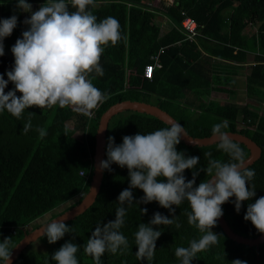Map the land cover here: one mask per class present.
I'll return each instance as SVG.
<instances>
[{
	"label": "trees",
	"instance_id": "16d2710c",
	"mask_svg": "<svg viewBox=\"0 0 264 264\" xmlns=\"http://www.w3.org/2000/svg\"><path fill=\"white\" fill-rule=\"evenodd\" d=\"M8 1L9 5L2 4L0 11L10 9L12 12L2 19L13 15L12 5L16 6L17 1ZM45 2L41 0L37 10ZM75 10L69 4V11ZM89 10L97 16V22L109 16L116 18L122 36L127 37L115 46L105 48L100 59L104 75L92 73L89 77L108 98L92 110L91 115L77 113L72 107L59 106L26 109L20 119L6 110L0 112V242L11 238L12 245L16 246L26 234L45 223L32 229L26 227L38 217L70 201L63 211L49 217L55 218L81 201L90 188L94 172L95 135L99 120L111 105L125 100L157 105L193 137L210 136L215 124L227 120V132L243 134L260 147V156L247 166L255 171L249 185H255L256 196L243 202L239 213L233 203L235 197L222 205L223 216L236 234L247 238L259 236L260 233L250 221L244 220V216L248 204L264 196V113L259 114L260 107L253 108L248 102L226 101L221 104L212 99L204 100L203 96L214 91L227 92L235 97L237 91L230 88L236 84L232 74L247 69L245 96L264 101V0H95V6H89ZM21 13L22 20L18 19L12 35L6 37L10 45L11 40L20 34L24 13L31 14L22 10ZM184 13L199 24L202 36H198L196 41L184 39L185 35L179 29ZM154 16L166 17L173 26L161 33L159 26L151 21ZM162 46L166 48L159 55L161 67L154 70L151 78L144 77V65ZM11 48H4L5 54L0 56V75L5 80L8 79L7 72L14 67ZM248 51L255 52L252 63H246ZM14 87L9 82L5 93ZM16 94L21 95L19 92ZM152 97L154 100L150 101ZM29 119L31 128L25 133L24 125ZM238 123L242 126L238 127ZM167 127L170 125L144 112L125 110L113 115L105 132L103 160L107 159L108 137H114L118 145L126 135L148 134ZM40 128L47 132L43 138L39 135ZM234 142L239 144L247 158L249 148ZM176 148L187 157L200 158L196 171L208 165L209 158L204 156L205 152H210L212 159L230 161L227 154L218 150L217 142L200 146L188 145L181 140ZM111 168V171L102 172L94 202L65 222L74 229V233L65 234L55 244H49L42 234L31 241L12 264H56L51 256L69 241L80 246L76 254L79 264H94L93 258L84 253L83 245L97 224L115 220V211L120 206L117 198L130 182L126 167L112 164ZM194 170H185L187 180L192 179ZM206 178V172L200 171L194 186ZM132 191L134 202L144 195L140 189ZM125 207V223L120 232L127 238L129 247L123 254L106 252L101 257V264H181L175 255L176 248L188 247L193 239L199 240L203 235L188 223L187 213L191 209L184 201L179 207L173 206L176 223L180 227L177 228L175 223L157 226L162 234L156 241L154 258L150 262L140 261L136 257L135 243L138 225L148 224L156 212L169 218L171 214L155 201ZM143 208L148 209L147 214L141 213ZM212 231L221 235L219 244L197 253L192 264H231L235 259L247 264H264V242L258 245L236 242L228 237L218 222ZM37 242L45 249L33 250Z\"/></svg>",
	"mask_w": 264,
	"mask_h": 264
},
{
	"label": "clouds",
	"instance_id": "9594fccd",
	"mask_svg": "<svg viewBox=\"0 0 264 264\" xmlns=\"http://www.w3.org/2000/svg\"><path fill=\"white\" fill-rule=\"evenodd\" d=\"M69 4L75 11H69ZM89 6H95V0H46L38 10L32 11L27 0H17L16 7L31 13L23 23L28 29L23 31L22 38L16 40L11 48L14 56V67L7 72V80L0 75V112L5 110L20 119L26 109L72 107L86 115L101 105L108 97L96 88L90 75L103 76L104 70L100 59L109 45L115 46L126 36L121 34L119 21L107 17L97 22V16ZM18 17L0 19V56L4 52V39L12 35L17 27ZM94 78V77H93ZM14 89L5 93L8 83ZM17 92L21 93L17 96ZM31 115V113H30ZM31 128V120L24 125L26 133ZM228 121L215 124L212 128L213 138L218 150L230 157L229 162L212 159L210 152L207 167L197 168L199 157H187L178 152L176 146L182 137H187L185 128L179 123L158 129L148 134L137 133L124 136L121 144L115 143L114 137H108L106 160H101L98 170L111 171L116 164L128 169L129 187L118 196L119 207L115 211V220L100 223L83 245L84 253L91 256L94 264H101V257L106 253L123 254L129 247L127 238L120 232L124 226L127 209L125 205L133 203L149 204L157 202L171 214L165 216L160 212L153 214L148 224L140 223L135 233L137 246L136 257L140 261H152L156 251V241L162 232L157 226L176 223L175 208L184 201L190 205L187 213L188 223L203 233L199 240L193 239L188 247H178L175 255L181 264H192L197 253L208 250L219 244L221 235L212 231L223 216L222 205L233 201L239 213L243 202L256 196L255 185H249L255 171L247 167L246 154L238 143L226 131ZM40 138L47 135L45 129H38ZM193 169L192 179L187 180L185 170ZM200 171L206 172L207 178L196 185ZM163 177V179H158ZM133 189H140L144 195L134 202ZM147 214L148 209H140ZM61 217L48 223L43 228V236L49 244L63 239L65 234L74 233V229ZM245 221H250L259 233H264V196L249 203ZM11 238L0 242V264H12ZM80 246L65 242L52 256L56 264H79L77 252ZM231 264H247L235 259Z\"/></svg>",
	"mask_w": 264,
	"mask_h": 264
},
{
	"label": "water",
	"instance_id": "95a60500",
	"mask_svg": "<svg viewBox=\"0 0 264 264\" xmlns=\"http://www.w3.org/2000/svg\"><path fill=\"white\" fill-rule=\"evenodd\" d=\"M125 110H134L138 112H144L147 114H151L153 116H156L166 124L170 125L173 123H179L177 120H175L169 113L158 107L157 105H154L152 103L148 102H141V101H121L118 103H115L111 105L101 116L99 120V125L97 128V132L95 135L96 145H95V155H94V172L90 183V188L86 195L81 199V201L73 206L72 208L66 210L59 216L51 219L50 221L42 224L40 227L34 229L30 233L26 234L24 238L16 245V247L12 250V263L17 258L18 254L31 242L36 240L40 235L43 233V228L50 223L53 220L59 219L61 217L66 216L67 220H70L74 218L76 215L82 213L84 210H86L95 200L96 195L99 191L101 179H102V172L98 170V164L101 160L104 159V146H105V132L108 125V121L110 118L122 111ZM180 124V123H179ZM181 125V124H180ZM182 126V125H181ZM186 131V130H185ZM187 137H182L181 140L188 145H210L213 143H216V140L213 138V135L207 136V137H193L189 135V133L186 131ZM230 137L237 142L245 144L249 150L250 154L246 158L247 166L249 164H252L259 156L261 149L260 147L249 137L237 133V132H228ZM65 221V222H66ZM218 223L220 224L223 231L228 235L229 238L235 240L236 242L244 243L247 245H258L262 242H264V233H260L259 236L256 238H247L243 237L239 234H236L228 225L226 222L224 216H222Z\"/></svg>",
	"mask_w": 264,
	"mask_h": 264
},
{
	"label": "rangeland",
	"instance_id": "374dc122",
	"mask_svg": "<svg viewBox=\"0 0 264 264\" xmlns=\"http://www.w3.org/2000/svg\"><path fill=\"white\" fill-rule=\"evenodd\" d=\"M4 0H1L0 1V10H1V8H2V4H8L9 5V3H10V1H8V0H6L5 2H3ZM17 1V0H16ZM16 1H13V2H16ZM43 1V0H42ZM8 2V3H7ZM27 2H30V4L32 5V11L34 12V11H36L37 10V5L38 4H40L41 3V0H32V1H27ZM17 3V2H16ZM15 3V4H16ZM156 4L157 5H159L157 2H156ZM156 5V6H157ZM12 6H14V10H13V15H16L17 17H18V19L19 18H21V20H22V13H21V10L20 9H18L15 5H12ZM9 12L11 13L12 11L10 10V9H7V10H4L3 12H1L0 11V19H2V16L4 17V15H6V14H9ZM30 15L31 14H27V13H24V19H23V21L29 16V18H30ZM20 20V19H19ZM153 23H155L156 25H158L159 26V28H160V32L161 33H164V32H166V31H168V29L171 27V25H169V22H167V20L163 17V18H160L159 16H154L153 18H152V20H151ZM161 21H165L166 23H161ZM162 24H163V26H162ZM21 25H22V29H21V31H20V34H19V36L18 37H16V38H13L11 41V45H10V42H8L7 40H6V38L4 39V41H7L6 43H4V48H10L11 46H13L14 44H15V42H16V40L17 39H19V38H22V33H23V31H25V30H27L28 29V25H25L23 22L21 23ZM161 25V26H160ZM247 70V69H246ZM244 73H247V71H244ZM243 79V82L245 81V79L244 78H242ZM242 81V80H241ZM245 83V82H244ZM243 84V83H242ZM239 90L240 91H242V93H243V96H240V97H238V100H239V102H241L242 101V103L244 102V100H245V97H246V102H248V103H251V107H253V108H259L260 107V110H259V114H261V113H264V110H262L263 108H264V101H258L257 99H255V98H250V97H247V96H245V95H247L246 94V92H245V85H243V86H241L240 88H239ZM154 100V97H152L151 99H150V101H153ZM224 102H226L225 101V99L223 100ZM223 101H221V102H223ZM245 103V102H244ZM257 103V104H256ZM77 113H81V112H79V111H76ZM239 119H240V117H239ZM242 125L240 124V123H238V127H241ZM80 173V172H79ZM70 204V201H68V202H66V203H63V204H61V205H59L57 208H55V209H53L52 211H50V212H48V213H45L44 215H42V216H40V217H38L34 222H32V223H30L29 225H27L26 227L28 228V229H32L35 225H39V224H41V223H46V222H48V221H50L51 219H49V217L51 216V215H53V214H56V213H58V212H60V211H63V209L67 206V205H69ZM53 219V218H52ZM32 249L34 250H44L45 248H44V246L41 244V243H39V242H37L36 243V245L34 244V246L32 247Z\"/></svg>",
	"mask_w": 264,
	"mask_h": 264
},
{
	"label": "built area",
	"instance_id": "2783aa9c",
	"mask_svg": "<svg viewBox=\"0 0 264 264\" xmlns=\"http://www.w3.org/2000/svg\"><path fill=\"white\" fill-rule=\"evenodd\" d=\"M179 29L184 33L185 35L184 39L186 40L196 41V38L198 36H202L200 32L199 24L191 16L185 15V13H184L183 18L180 21ZM177 43H180V41H177ZM165 48L166 46L160 47L158 53L151 56V61L144 65V68H143L144 77L151 78L154 70L156 68L161 67L159 55L161 54V52L164 51ZM88 115H91V114H88ZM80 174H82V171H80Z\"/></svg>",
	"mask_w": 264,
	"mask_h": 264
},
{
	"label": "crops",
	"instance_id": "0c3cea01",
	"mask_svg": "<svg viewBox=\"0 0 264 264\" xmlns=\"http://www.w3.org/2000/svg\"><path fill=\"white\" fill-rule=\"evenodd\" d=\"M154 5H156V4H154ZM165 19L167 20V22H169V25H171V27H172L173 24L166 17H165ZM161 23H166V22L165 21H161ZM162 26H163V24H162ZM244 30H249V29H244ZM244 33L247 35V31H244ZM14 38H16V37H14ZM254 56H255V52L254 51H248V52H246V63H249V62L252 63V61L254 60ZM244 71H247V70L244 69L243 71H239L237 73H233L232 74V78L236 80V84L235 85H232L230 88L231 89H234L235 91H237V94H236L235 97H231L227 92H214L213 91V92H211V94L209 96H206V95L203 96V99L204 100L212 99V100L218 101L221 104L224 102L223 101L224 99H225V101L235 102V103H239V104H243L244 102H246V97H245V100H244L243 103H242V101L239 102V100H238V97L243 96V93H242V91L239 90V88L241 86L245 85L244 82L246 80L243 82V79H242V78L246 79V73H244ZM221 101H223V102H221ZM262 110H264V108Z\"/></svg>",
	"mask_w": 264,
	"mask_h": 264
}]
</instances>
